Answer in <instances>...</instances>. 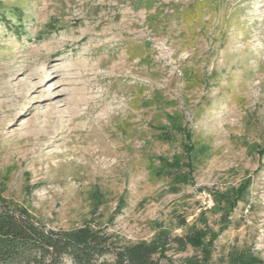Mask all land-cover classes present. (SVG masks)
Segmentation results:
<instances>
[{
  "label": "rangeland",
  "instance_id": "1",
  "mask_svg": "<svg viewBox=\"0 0 264 264\" xmlns=\"http://www.w3.org/2000/svg\"><path fill=\"white\" fill-rule=\"evenodd\" d=\"M0 197L264 262V0H0Z\"/></svg>",
  "mask_w": 264,
  "mask_h": 264
},
{
  "label": "trees",
  "instance_id": "2",
  "mask_svg": "<svg viewBox=\"0 0 264 264\" xmlns=\"http://www.w3.org/2000/svg\"><path fill=\"white\" fill-rule=\"evenodd\" d=\"M160 173L169 178L175 174L171 168ZM239 201L233 202L235 208ZM179 226L185 232L165 236L161 244H123L92 220L73 231L49 229L28 209L0 197V264H212L213 242L200 245L201 231L195 224L182 220ZM190 249L200 253L173 258Z\"/></svg>",
  "mask_w": 264,
  "mask_h": 264
}]
</instances>
